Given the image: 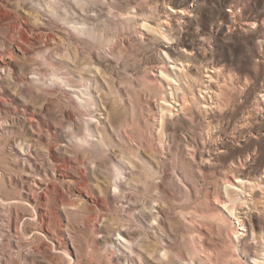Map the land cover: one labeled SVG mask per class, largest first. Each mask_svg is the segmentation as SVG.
Returning <instances> with one entry per match:
<instances>
[{
  "label": "rangeland",
  "instance_id": "1",
  "mask_svg": "<svg viewBox=\"0 0 264 264\" xmlns=\"http://www.w3.org/2000/svg\"><path fill=\"white\" fill-rule=\"evenodd\" d=\"M0 8V264H250L260 248L248 235L238 243L232 233L249 231L218 198L227 180L250 179L262 182L253 202L264 207V0ZM163 66L188 97V84L221 68L228 105L191 120L175 110L161 126L163 93L176 109L183 101ZM42 109L48 126L37 123Z\"/></svg>",
  "mask_w": 264,
  "mask_h": 264
},
{
  "label": "bare ground",
  "instance_id": "2",
  "mask_svg": "<svg viewBox=\"0 0 264 264\" xmlns=\"http://www.w3.org/2000/svg\"><path fill=\"white\" fill-rule=\"evenodd\" d=\"M170 9L173 13L174 12L183 13L182 9H177V8H170ZM6 17H7V12L5 10H3L2 8H0V22L4 21L6 19ZM163 21H164V23H167L170 26V22L163 19L162 23H163ZM144 26L147 28H150L154 31H158L159 33L164 34L166 36L165 32L161 29L152 27V26L147 25V24H144ZM7 31H8V33H7L8 36H10V37L15 36V26L9 25L7 27ZM19 34H20L19 39L23 40L26 44H29L31 42V38H30L29 34L27 33V31H25V30L20 31ZM17 44H18V47L20 49H26L22 43L17 42ZM174 67H176V66H174ZM9 69L11 70L12 68L10 67V68H8V70ZM184 69H185V66H183V69H182L183 72L186 71ZM160 70L162 73V78L164 80H166L167 84L169 86H171V88L175 92L174 93L176 95L174 97L176 99L175 103L176 102L178 103V101L181 99L183 100L182 103L180 104L181 108L176 109V105L172 104L169 101V99L167 98V95H165L163 93L162 99L164 100V102H162L160 104L161 113H162L161 121H160L161 126H163L164 122L166 121V119L168 117L172 118L173 116L180 115L179 113L176 114L175 110L180 111L184 115V117L189 118L191 120L195 116H197L196 114H202V116H205L204 114H209L212 116L213 114H211V113H214L216 110H221V109L224 110V108H223L224 105L227 106L229 103L230 99L225 98L226 96L223 98V92L221 89L222 85H220V82L218 80L220 78L222 69L219 67H213L211 70H207L208 71V73L206 74L207 79L203 80L202 87H200V85H199V87L195 88L194 85H191V84L187 85L189 91L192 94V97L189 96L190 98H192L191 99L192 103H193L192 106L187 105L189 103V101H191V100L189 99V97L186 93L185 87L182 86L181 82L179 83V81H180L179 74H177L176 70L173 69L171 71L170 68H168L166 66L161 67ZM175 82H178V84H176ZM30 89L31 88L28 87V84L26 82H25V84L20 86V91L22 93H25V94H27L28 90H30ZM197 90L199 91L198 94H197ZM68 97H69L71 102H75L74 97L71 94ZM171 97L173 98V92L171 94ZM61 109H62V107H61ZM44 113H45L44 109H42L41 111L38 112L37 118L39 120L37 121V123L44 122L48 126L49 121L45 118ZM67 114L70 117H73V115L70 111L67 112ZM21 121H24L26 123L28 122L33 127V124H34L33 118H23ZM212 124H213V120L209 119L207 121V125L212 126ZM127 133L128 132H125V135L128 137L129 135H127ZM139 134L141 136L143 133L139 132ZM26 160H28L30 162V164L33 163L32 160L29 158H26ZM122 176L123 177H121L118 180V183H116V185H115L116 188H119V184L123 181L125 174L123 173ZM84 183H86V181H84ZM84 183L82 182L83 186L87 187V184H84ZM225 183H227V185H226V196H224V197L219 196L218 200L224 204L226 211H228V214L231 217H234L237 219V222L239 223V225H241V228L244 231H249V233H246V232L239 233V231L235 230L234 233H232V234H235V235L237 234L236 237H238V240H237L238 243L240 242L241 238L248 235L249 239H251V241H252V242L251 241L250 242L253 243V245H255L257 247V249L260 248V250L258 252H255V254L253 255L254 257L252 256V258H250L251 259L250 264H264V225L261 222V219L264 218V207L259 206L258 204L253 202L254 194H256L255 191L257 190V187H261L262 182H260V181L255 182V181H252L250 179L240 178V179L235 180V182L227 180ZM99 219L100 218H97V220H99ZM153 224H154V222H153ZM121 235H122V233H119V236H121ZM118 241L120 242L119 239H118ZM124 242H123V244H124ZM187 245H188L187 252H195L196 249H195L194 245H191L190 243H188ZM125 250H128V249H125ZM201 250L206 251V252H211V245L208 242L203 241V244H201ZM131 251H132V249H131ZM131 251H130V254L132 253ZM163 253H167V252H163ZM180 253L184 254L185 252L183 250H181ZM119 255H120V253H119ZM207 255H210V253Z\"/></svg>",
  "mask_w": 264,
  "mask_h": 264
}]
</instances>
